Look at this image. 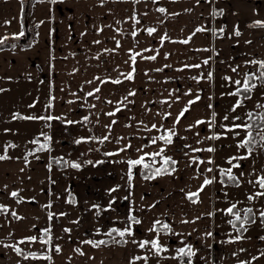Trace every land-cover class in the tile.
<instances>
[{
  "label": "crops",
  "instance_id": "obj_1",
  "mask_svg": "<svg viewBox=\"0 0 264 264\" xmlns=\"http://www.w3.org/2000/svg\"><path fill=\"white\" fill-rule=\"evenodd\" d=\"M107 1V4L113 2L111 4L119 8L118 11H103L101 52L94 51L91 54L100 55L102 81H107V85L118 88L148 87V100L157 103L167 101V104L169 101H182L181 98L176 99L179 87L188 91V86L192 85L194 90L190 92L188 101L196 100L199 96L202 102L207 103L211 98V84L207 78L209 72L219 86L235 85L224 78L231 77L232 81L243 82L246 73L259 71L258 65L246 62L264 60V27L253 26L256 21H264V0H200L199 4L197 0ZM58 2L62 1H35L32 18L37 24V37L32 47L0 51V77L9 86H82L88 85L89 81L90 84L96 81L93 76H88V69L83 65L67 69L74 73L72 76L53 77V71L64 69L57 66L59 63L65 64L62 55L70 51L64 48L67 43L62 41L70 32L65 33V36L62 34L65 29L61 28L63 19L55 11ZM159 8L166 11L161 13ZM20 10L21 0H0V37L21 32ZM221 10L222 14H219ZM65 19L67 23L70 22L67 16ZM148 28H155L156 31L149 35ZM198 28L206 31L198 32ZM220 29L224 30L223 34ZM237 30L239 36L235 35ZM133 31L137 33L136 36L131 34ZM164 36L167 39L161 42ZM69 39L72 40L71 36ZM184 40L189 42L182 43ZM132 52L140 53L135 64L130 59ZM212 54L214 59L216 56L218 59L211 66ZM148 56H155L156 59H146ZM205 60H208L207 64H204ZM185 64H199L200 67L185 68ZM133 67V79H125L127 71H132ZM233 68H237V71L233 72ZM77 71L82 74H76ZM204 72L207 74L205 78ZM197 76L203 77L200 84L196 79L190 82L192 77ZM117 79L121 81L120 84L111 82ZM200 86L203 88L201 94ZM130 92L137 96L136 89ZM164 113L168 112L149 110V128L155 132L172 129L175 132L173 143L183 145L182 140L188 137V133L184 131L186 135L180 134L179 138L172 125L180 113L171 112L167 120H163ZM206 119L205 113L199 117L205 122ZM186 121L187 129L190 124ZM125 123L128 125V121ZM153 124L157 125L156 129L152 128ZM134 129L127 128L124 139L122 134H118V150L128 144L131 147L125 151L131 150L134 143L142 141L144 135L138 130L135 133ZM131 132H134L132 141L128 138ZM151 136L155 137L156 134ZM135 152L136 149L133 156ZM7 157L0 160V205L7 208L6 212L0 211V264H148L143 259L134 260L142 255L134 252L128 242H113L99 247L84 243L86 240L98 241L107 237L113 227L123 230L127 226H131L132 235L149 241L158 239L163 249L172 253L171 257H150L149 264H241L242 261L244 264H264V223L258 221L259 214L255 212V222L246 223L247 231L240 233L230 223L218 220L206 222L205 210H197L191 216L189 202L185 199L188 188L185 186L186 189H183L185 176L166 174L147 180L139 173L133 175L131 181L128 175L122 176L115 182L104 184L102 200L94 208L90 197V202L88 199L85 201L86 194L83 196L77 189H71L64 168L51 164L49 159ZM177 166L176 161L174 167ZM178 183L181 186L183 184L180 190L183 193L176 194L186 201L181 200L180 209L174 207L173 197L172 200L160 197L162 205L155 199L142 203V200H146L141 197L143 192L150 189L149 192L156 195H175L173 188ZM154 184L157 192L151 190ZM12 192L18 195L13 197ZM70 200L73 202L69 203ZM142 205L148 207L144 214ZM13 212L16 213L15 217ZM49 213L53 214L51 219ZM130 213L140 221L139 224L128 221ZM157 220L161 224H168L171 231L160 229V225L156 226L158 232L149 231ZM45 228L51 229V243L47 245L41 242V238L47 239L43 233ZM64 229L70 231L65 232ZM237 235L244 238L236 240ZM30 236L38 239L34 242L25 239ZM116 238L117 241L121 239L116 236L114 240ZM22 240L24 243H20ZM186 245L192 246L195 255L181 258L177 255V249ZM56 246H59V252L55 251ZM15 247L22 250L20 254L15 251ZM77 248L80 252L76 251ZM29 253H34L35 258L27 255ZM45 256L51 259H44Z\"/></svg>",
  "mask_w": 264,
  "mask_h": 264
},
{
  "label": "rangeland",
  "instance_id": "obj_2",
  "mask_svg": "<svg viewBox=\"0 0 264 264\" xmlns=\"http://www.w3.org/2000/svg\"><path fill=\"white\" fill-rule=\"evenodd\" d=\"M57 1H62L55 5L56 13L60 14L63 19L61 28L65 29H61L62 34L65 36V33L70 32L71 35L69 33L68 37L62 38L64 44L67 43L64 48H68L70 51L67 55H62L65 59V64L59 63L60 65L58 64L57 66L64 67V69L53 71V77L65 78L72 76L74 73L67 69L83 65L88 69L86 71L88 76H93L96 81L82 86H9L0 77V96H2L0 98V155L44 157L49 159V162L55 158L64 164L63 168L69 179L71 189H77L83 196L86 194L87 198L85 201L88 199V202H90V197L91 203L98 205L102 200L104 184H107L108 181L115 182L121 179L122 176L128 175L127 161L129 159H136L145 152H157L163 147L165 149L163 155L173 158L178 164L172 175L185 176L186 180H184L183 189L187 187V193L196 192L203 184L206 176L209 179L215 177L214 182L205 186L203 191L199 193V202L193 203L185 195V199L189 202L188 207L191 216L197 210H205L206 222L213 223L218 220L228 224L229 220L234 219V217L227 214L225 210L233 203L236 204V210L240 211L242 217L243 210L246 208L253 210V218L255 212L259 214L260 211L264 210V196L253 200L248 199L249 195L264 191L255 183L257 177L264 176V141H261L257 135V133L264 135V126L255 131L256 144L253 146L252 155L248 156L247 159L232 161L233 164H240L239 168H233V174L240 176L238 177L240 178L239 186L227 181L226 177L223 178L224 183H221L222 177L219 171L221 168L226 169L232 166L228 162L230 157L247 156V149L237 146L245 138V130L236 129L234 132H225V129L221 128L220 125L225 124L230 127L233 123V117L236 116H239L240 120L235 121V123H249L247 113L252 112L254 116L262 114L264 108H258L257 104L264 105V84L261 85L258 80L254 81L257 87L249 94L250 99H244L243 105L237 108L235 112L231 111L232 106L237 99H243V96L229 95L228 93L233 92L237 86L231 84L219 86L218 82L214 81V76L208 79L211 84L209 102L206 101L207 103H204L201 100L202 98H199L190 106L188 105L190 100L188 101L187 98L190 92L194 90L192 85L188 86V91L183 90V87H179L180 96L178 94L176 97L183 99L182 101H169V104H167L148 100L150 92L148 87L134 86L135 88H133V86H127L118 88L107 85V83L103 84L101 83L100 55L93 56L91 54L94 51L101 52L103 11L105 10L106 13L108 9L110 12L111 10L118 11L119 7L117 5L113 6L111 4L113 2L108 3V6L107 0ZM105 3L106 5H104ZM65 16L70 19V22L67 23ZM66 26L69 28H66ZM70 36L72 40L69 39ZM96 41H99V43H96ZM128 41L127 39V43ZM64 48H62V51ZM216 59L218 57L216 56L214 59L212 54L211 66ZM129 72H131V69L127 71V73ZM78 73L82 74L81 71L76 72V74ZM206 75V72H204V78ZM202 78L196 79V82L200 84ZM191 81H195V79ZM96 88H99L100 91L95 92ZM198 88L201 94L203 88L202 86ZM135 89L138 97L136 95L130 96V91ZM89 92H93L94 95L88 96ZM125 97H127L126 100L124 99ZM69 101H72V103H69ZM108 101L112 103H108ZM118 102H122L119 103L121 110L113 116L106 115L115 111ZM182 102L184 103L183 106L181 105ZM209 105L212 107L210 108ZM186 106H188V111L180 118L179 123L175 121L172 124L178 137L180 134L186 135L184 131L188 133V137L182 140L183 145L173 143V141L171 144L165 145L163 141H157L156 145L151 143L149 146L151 135H162L164 130L149 131L148 123L150 119L147 112L154 109V112L180 113ZM213 112L216 113L215 127L210 128L207 122L211 120ZM204 113L207 117L204 125L185 128L186 120L190 125H195V122ZM225 115L229 116L228 121L223 119ZM14 116L19 118L14 119ZM47 116H52L53 119L22 118ZM86 116L88 117L87 121L83 119ZM69 120L77 123L68 124L67 121ZM163 120H167V117H164ZM113 121H116V123L113 124ZM126 121H128V125H126ZM134 123L137 125L134 126ZM127 128L130 130L135 128V133H137V130L141 131L144 138L142 137V141L139 144L134 143V147L131 150L120 151L118 150V134H122L124 139ZM236 132H239V136L235 134ZM213 134L220 135V138L215 140L207 139ZM131 135H134V132H131L128 136L132 141L133 137ZM104 136H108V140L101 143L100 139ZM46 137L50 139H46ZM82 138L84 139L81 143H76L77 140ZM34 140H39V144L33 143ZM40 144H47V147L37 151ZM12 145H15V147H12ZM209 147L214 148L215 151H206L205 149ZM134 149H136L135 156H133ZM137 149L142 150L138 152ZM193 149H201L202 151H193ZM106 153H114V155H106ZM193 158H198L196 163H193ZM209 159L214 163H208ZM200 160L205 162L201 164L199 163ZM88 161L92 163H88ZM98 161H102V163H96ZM146 161L150 162L151 157H146ZM73 162L80 164V167H72L71 164ZM161 165L162 158L158 156L154 166L160 167ZM138 166L132 169V176L139 174L140 169ZM208 168H212L213 171L207 172ZM237 172L243 173V175L237 174ZM250 180L253 183H249ZM163 184L165 185L164 182ZM151 186V190L157 192V190H154L156 184ZM158 186H162V184H158ZM182 186L178 183L173 188L175 195L158 194L160 196L149 192L150 189L147 187L149 190L141 195L143 199H146L142 200V203H148L152 199L159 202L160 197H167L165 200L170 198L172 200L173 197L175 199L173 204H176L174 207L180 209L182 203L186 202L184 198L176 194L182 192L180 191ZM165 200L163 202L164 205L166 203ZM161 203L159 202V205H162ZM141 209L143 214L148 211V207L144 205L141 206ZM258 218V221L261 222V218ZM237 227H239V222H237ZM117 240L116 238L114 241ZM125 240L131 244L130 246L134 252L142 255V257H148L147 261H145L148 264L150 263V257H155V255L171 257L172 253L166 251V249L156 254L150 244L141 249L138 246L139 242L148 240L144 239V237L126 235ZM133 240L136 243H133Z\"/></svg>",
  "mask_w": 264,
  "mask_h": 264
},
{
  "label": "snow or ice",
  "instance_id": "obj_3",
  "mask_svg": "<svg viewBox=\"0 0 264 264\" xmlns=\"http://www.w3.org/2000/svg\"><path fill=\"white\" fill-rule=\"evenodd\" d=\"M53 2H55V0H53ZM209 2H210V0H209ZM199 3H200V0H197V4H199ZM158 11L161 12V13H164L166 10L164 8H159ZM214 14H216V13L214 12ZM219 14H222V10L220 11ZM137 23H138V21H137ZM253 26L264 27V21H256L255 25H253ZM155 31H156L155 28H148L147 29V32H148L149 35H151ZM197 31L198 32L199 31H206V29L198 28ZM223 31H224L223 29H220V33L221 34H223ZM131 34L133 36H136L137 33L135 31H133ZM23 35H24L23 32L19 33V36H23ZM235 35L239 36L240 32L238 30L235 31ZM165 39H167V36L162 37L161 38V42H163V40H165ZM188 42H189L188 40L182 41V43H185V44H187ZM3 43H4V39H0V44H3ZM96 43H99V41H96ZM248 43H250V41ZM117 44H119V42H117ZM105 51H108V50H105ZM130 52H131V50H130ZM138 55H140V53L132 52V54L130 56V59H131L133 64H135V60H136V57ZM146 59L155 60L156 57L155 56H148V57H146ZM207 63H208V60H205L204 64H207ZM246 63L252 64V65H258L259 71L258 72H253V73H246L245 76H244L243 82H241V80L232 81L231 77H225L224 78L226 80L231 81L232 83H234L237 86L233 92L228 93L229 95H234V96H238V97L243 96V99H237L236 103L232 106V109H231L232 112H235L237 108H239V107H241L243 105L244 99H250V95L249 94L253 91V89H255L257 87V84L254 81L258 80V81H260L261 84H264V60H251V61H247ZM184 67L185 68H190V67L199 68L200 65L199 64H194V65L185 64ZM161 70L162 69H157V71H161ZM232 71L236 72L237 68H233ZM134 72H135V68L133 67V70L125 75V79L132 80ZM207 78L208 79L212 78V73L211 72L208 73V77ZM97 79H99V78H97ZM192 79L199 80L200 78L192 77ZM105 82H107V81H101V83H105ZM111 82L114 83V84H120L121 83V81L119 79L113 80ZM89 83H91V82L89 81ZM94 91L95 92H99L100 89L96 88ZM87 95L88 96H93L94 93L93 92H89ZM129 95L130 96L131 95H135V93L134 92H130ZM199 98L200 97L197 96L196 100H198ZM124 99L126 100L127 97H125ZM177 99H179V98L177 97ZM166 102L167 101H162L161 103H166ZM69 103H72V101H69ZM108 103H112V102L108 101ZM119 103H122V102H118V106L116 107L114 112H109L106 115L113 116V115L116 114V112H119L121 110L120 107H119ZM193 103H195V100H190L188 102V105L190 106ZM209 107L211 108L212 106L209 105ZM257 107L258 108H264V105L257 104ZM187 111H188V106H186L180 112V114L176 117V123H179L180 118L182 116H184L185 112H187ZM170 115H171V113H164L163 114L164 117H167V116H170ZM257 115L259 116V120L260 121H264V114H257ZM247 116H248L249 121H252V120H254L256 118L253 115L252 112L247 113ZM215 117H216V113L213 112L211 120L207 122L210 128L215 127ZM13 118L16 119V118H19V117L14 116ZM22 118L23 119H47V120H52L53 119L52 116H47V117H22ZM83 119L85 121H87L88 117L86 116ZM223 119L225 121H228L229 120V116L225 115ZM237 120H240L239 116L233 117V123L231 124L230 127L228 125H225V124H222L220 126H221V128L225 129V132H234L236 129L245 130V138L243 140H241L238 143L237 146L238 147H242V148H246L247 149V156L230 157L228 162L232 166L229 167V168H226V169L225 168H221L219 171H220V174H221V177H222L221 183H224V179L223 178L226 177L227 181L234 183L236 186H239L240 180H239V178L237 176H235L233 174V168H239L240 164L239 163L233 164L232 161L233 160L239 161V160L247 159L248 156H251L252 152H253V146L256 144V139H255V137L253 135V131H252L253 125L251 123H243V124L235 123V121H237ZM67 123L68 124H72V123H77V122L69 120V121H67ZM112 123L115 124L116 121H113ZM204 123H206V122L203 121V120H197L195 122V125H190L189 128L194 127L196 125H201V124H204ZM108 127H110V126H108ZM161 127H163V125H161ZM152 128L156 129L157 125L153 124ZM150 130L151 129H149V131ZM235 134L237 136H239V132H236ZM174 135H175V132L172 129H165L164 134L156 136V137H152L151 138V143L152 144H156L157 141H163V143L165 145L171 144L172 143V138H173ZM257 135L259 136V139L261 141H264V135H260L259 133H257ZM219 138H220V135H218V134H213L212 136L207 137V139H211V140H215V139H219ZM46 139H50V138L46 137ZM83 139L84 138H82L81 140H77L76 143H81L83 141ZM106 140H108V136H104L102 139H100V142L103 143ZM33 143L39 144V140H34ZM12 147H15V145H12ZM46 147H47V144H40L39 148L37 149V151L43 150ZM130 147H131L130 144L125 145L123 148L120 149V151H125L127 148H130ZM141 150L142 149H137L138 152L141 151ZM205 150L208 151V152H214L215 151V149L212 148V147H209V148H207ZM164 151H165V149L163 147H161L160 150L157 151V152H152V153L145 152L143 155L139 156L137 159H129L127 161V164H128V167H129V171H128L129 181H131V179H132V169L135 166H138V165L142 166L143 169L147 170V172L143 174L144 175V179H147V180H152V179L156 178L157 176L174 173L175 170H176L175 167H174V165L176 164V161L173 160L171 157L164 156L163 155ZM193 151H202V150L201 149H193ZM106 155H114V153H106ZM158 156L162 158V165L160 167H154V165L156 163V157H158ZM146 157H151V161L150 162H146ZM7 158H8L7 156L0 155V160L7 159ZM197 159L198 158H193V163H196ZM204 162L205 161H203V160L199 161V163H201V164L204 163ZM207 162L210 163V164L214 163L211 159H209ZM88 163H92V162L88 161ZM96 163H102V161H98ZM71 166L74 167V168H79L80 164L73 162L71 164ZM206 171L207 172H212L213 169L212 168H208ZM241 175H243V173H241ZM214 179H215V177H213L212 179H209L206 176L204 181H203V184L200 186V188L196 192L186 193L187 198L193 203L199 202V193L201 191H203L205 186L213 183ZM249 183H253V182L250 180ZM255 183L258 184L261 189H264V176L257 177V180L255 181ZM115 190L116 189H110L109 191H115ZM11 195L13 197H16L18 195V193L17 192H12ZM261 196H264V191H259V192H256V193L252 194V195H249L248 199L249 200H253V199H256V198L261 197ZM72 202L73 201H71V200L69 201V203H72ZM93 207L96 208L98 206L97 205H93ZM109 207H111V203L109 204ZM0 211L6 212L7 208L5 206L0 205ZM225 211H226L227 214H229V215L234 217V219L229 220V223L233 226V228H236V230L238 232L247 231V229L245 227V224L246 223H254L255 222V219L253 218V210L251 208H246V209L243 210V217L241 216L240 211L236 210V204L235 203H233ZM12 215L15 217L16 213L13 212ZM61 215H65V214L61 213ZM52 216H53V214L49 213V219H51ZM259 217L261 218V223H264V210L259 212ZM17 218L19 219V217H17ZM127 219H128V221H131L134 224H139L140 223V221L138 219H136L133 215H131V213L129 214ZM197 219H199V217H197ZM187 222L188 221H185V223H187ZM237 222H239V227H237ZM157 225H160V229L171 231V229H170L168 224H161V222L159 220L154 222L153 227L151 229H149V231H157L158 232L159 230L156 227ZM64 231L65 232H69L70 229H64ZM43 233H44V236L47 237V239L41 238V242L43 244H45V245L50 244L51 243V234H50L51 233V229L50 228H45V229H43ZM113 233H115L117 236H119L121 238L120 241H114V242L127 243V241L124 240L123 238L126 235H132V229H131V226H127L123 230L113 227V228H111L109 230L107 235L112 236ZM208 235H211V233H208ZM243 238L244 237L242 235H237L235 237L236 240H240V239H243ZM25 239L28 240V241H33L34 242L38 238L36 236H30V237H26ZM262 239H264V237H262ZM132 242L136 243V241H134V240ZM20 243H24V241L22 240ZM84 243L91 244L94 247H99L100 245L105 244L107 242L105 240H98V241L86 240V241H84ZM149 244L151 245V248L155 250L156 254H159L160 252L164 251V249L160 245L158 239H152L151 241L142 240V241L139 242L138 246L141 249H143L146 246H148ZM15 251L18 254H20L22 250L19 247H15ZM55 251H57V252L60 251L59 246H56ZM76 251L80 252V249L77 248ZM81 254H83V253H81ZM262 254H264V253H262ZM27 255H31V256H33L35 258V254L34 253H29ZM177 255L180 256L181 258H183L185 256L192 257V256L195 255V252L193 251L191 245H186L185 247L177 249ZM43 258L44 259H51L50 256H45ZM140 259H143V260L147 261L148 257L147 256H145V257L137 256V257L134 258V260H140ZM253 259H256V257H253ZM241 264H244V262L242 261Z\"/></svg>",
  "mask_w": 264,
  "mask_h": 264
},
{
  "label": "trees",
  "instance_id": "obj_4",
  "mask_svg": "<svg viewBox=\"0 0 264 264\" xmlns=\"http://www.w3.org/2000/svg\"><path fill=\"white\" fill-rule=\"evenodd\" d=\"M35 1L36 0H21L20 21L21 32H23L24 35L19 36V34H11L0 37V39H4V43L0 44V51L12 50L17 48L26 49L32 47V45L35 43L37 37V24L33 21L32 18L33 6ZM262 114H264V109L262 110ZM255 117L256 118L254 120L249 121V123L253 125L252 131L254 136L256 135L255 131L264 126V121H260L258 115H256ZM50 162L57 167H64V164L62 162H59L55 158H53ZM138 167L140 169V175L144 177L143 174L146 173L147 170L143 169L142 166ZM116 236L117 235L113 233L112 236L108 235L101 240H105L107 242L105 244H112L114 242V237Z\"/></svg>",
  "mask_w": 264,
  "mask_h": 264
}]
</instances>
